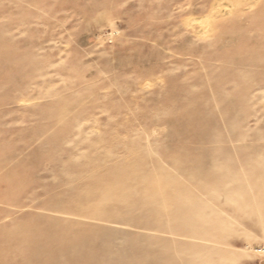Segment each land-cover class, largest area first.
I'll list each match as a JSON object with an SVG mask.
<instances>
[{
  "label": "rangeland",
  "instance_id": "obj_1",
  "mask_svg": "<svg viewBox=\"0 0 264 264\" xmlns=\"http://www.w3.org/2000/svg\"><path fill=\"white\" fill-rule=\"evenodd\" d=\"M262 246L264 0H0V264Z\"/></svg>",
  "mask_w": 264,
  "mask_h": 264
},
{
  "label": "bare ground",
  "instance_id": "obj_2",
  "mask_svg": "<svg viewBox=\"0 0 264 264\" xmlns=\"http://www.w3.org/2000/svg\"><path fill=\"white\" fill-rule=\"evenodd\" d=\"M139 179V178H138ZM154 181V180H153ZM150 189V192L151 193H153V195L154 196H156V198L157 199H159V200H164V204L166 203V204H171L172 203V201H174V200H176V197L177 196H173V195H171V194H166V192H165V185H164V183L163 182H161L160 180H157L156 182H152V184H151V187L149 188ZM113 192L111 191V190H108L106 193H105V196L106 197H111V195L113 196ZM98 199V198H97ZM107 199H105V201H106ZM141 202V201H140ZM141 204V203H140ZM168 206L169 205H164L163 207L165 208V209H167L168 208ZM97 210V209H96ZM94 212H95V209H94V207L93 206H88V208H87V210H86V212L85 213H87V215H88V217L90 218V219H96L95 218V216H93L94 215ZM103 212V211H102ZM185 212V211H184ZM83 216V215H82ZM78 217V216H77ZM79 218H81V217H79ZM98 219V218H97ZM44 220V219H43ZM38 226V225H37ZM29 229V228H28ZM29 237V236H28ZM59 238V237H58ZM210 238V237H209ZM209 238H208V240H209ZM58 240V239H57ZM210 241H212V240H210ZM59 243V242H58ZM217 243H219L218 241H217ZM57 245V244H56ZM42 248V247H41ZM40 248V249H41ZM60 253V252H59ZM56 255V254H55ZM92 255V254H91ZM85 256L86 257H90L88 254H85ZM33 258V257H32ZM59 258V257H58ZM35 259V258H34ZM36 260H37V258H36ZM55 260V259H54ZM77 260V259H76ZM75 262V261H74Z\"/></svg>",
  "mask_w": 264,
  "mask_h": 264
},
{
  "label": "built area",
  "instance_id": "obj_3",
  "mask_svg": "<svg viewBox=\"0 0 264 264\" xmlns=\"http://www.w3.org/2000/svg\"><path fill=\"white\" fill-rule=\"evenodd\" d=\"M254 253L259 260V264H264V246L255 248Z\"/></svg>",
  "mask_w": 264,
  "mask_h": 264
}]
</instances>
